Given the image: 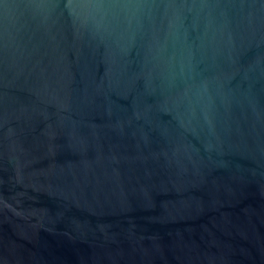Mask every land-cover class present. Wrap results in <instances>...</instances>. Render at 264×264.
<instances>
[{
	"label": "water",
	"instance_id": "obj_1",
	"mask_svg": "<svg viewBox=\"0 0 264 264\" xmlns=\"http://www.w3.org/2000/svg\"><path fill=\"white\" fill-rule=\"evenodd\" d=\"M0 264H264V0H0Z\"/></svg>",
	"mask_w": 264,
	"mask_h": 264
}]
</instances>
